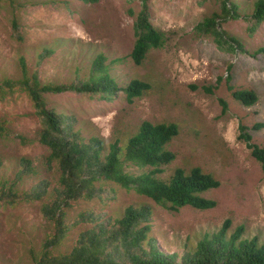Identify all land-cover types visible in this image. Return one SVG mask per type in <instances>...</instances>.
<instances>
[{"label":"trees","instance_id":"16d2710c","mask_svg":"<svg viewBox=\"0 0 264 264\" xmlns=\"http://www.w3.org/2000/svg\"><path fill=\"white\" fill-rule=\"evenodd\" d=\"M129 1L137 2L139 9L129 8L134 41L123 61L130 59L139 67L154 50L164 48L168 36L152 22L151 0ZM202 1H215L217 9L195 25L197 38L210 39L228 54H264V46L250 52L243 39L223 27L230 20H244L253 36L264 23V0ZM57 3L0 0V20L6 24V44L12 51L8 68L0 66V102L25 97L38 122L30 138L17 134L11 121L0 119V210L36 205L47 225L42 241L27 250L30 264H264L262 228L234 225L227 218L216 227L201 224L169 236L156 225L160 212L178 214L185 207L209 210L218 205L204 196L221 185L213 172L201 166L166 171L176 158L166 147L180 134L177 123L144 120L132 130L105 137L75 111L49 100L74 93L107 102L123 98L133 104L153 88L139 77L121 82L114 71L122 58H111L101 50L80 58L74 48L81 43L73 38L60 36L53 44L30 47L24 21L28 9ZM55 55L73 70V79L59 82L41 76V66ZM231 70L229 64L225 79L229 92L244 106L255 105L256 91L231 84ZM222 79L218 78L219 84ZM220 102L226 112L227 101ZM16 139L37 145L41 152L7 153L5 148ZM238 139L246 143L264 173V146L253 141L244 123L239 125Z\"/></svg>","mask_w":264,"mask_h":264},{"label":"rangeland","instance_id":"374dc122","mask_svg":"<svg viewBox=\"0 0 264 264\" xmlns=\"http://www.w3.org/2000/svg\"><path fill=\"white\" fill-rule=\"evenodd\" d=\"M131 7L138 10L139 4L129 0L88 4L82 0H59L57 4L28 9L24 21L30 47L53 44L60 36L73 38L81 43L74 48L80 58L100 50L111 58H122L114 71L121 82L139 77L153 84L152 90L133 104L123 98L107 102L74 93L53 95L49 100L60 108L75 111L105 137L114 131L132 130L144 120L172 121L180 126V134L166 147L176 155L166 171L201 166L213 172L221 185L204 194L218 202L213 209L185 207L178 214L160 212L156 225L169 236L174 232L185 234L190 227L201 224L216 227L227 218L234 225L244 223L253 229H264V173L246 143L238 139L239 125L244 123L253 141L264 146V54H228L219 51L210 39L195 36V25L217 9L215 1L151 0L152 22L167 33L168 41L164 48L154 50L143 66H135L130 59L123 61L134 41ZM247 25L244 20H230L223 27L243 39L253 52L264 46V23L253 36L249 35ZM7 31L0 20V66L4 68H8L7 58L12 56L6 44ZM56 56L41 66V76L59 82L73 79V70L63 65V57ZM229 64L231 84L254 89L258 95L255 105L244 106L227 89ZM220 76L223 79L219 84ZM221 99L228 103L226 112ZM31 111L23 96L0 102V119L11 121L17 134L30 138L38 125ZM5 150L34 156L41 152L37 145H25L19 139L9 143ZM46 230L36 205L0 210V264H30L27 250L31 244L42 241Z\"/></svg>","mask_w":264,"mask_h":264}]
</instances>
